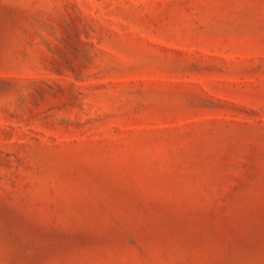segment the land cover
I'll list each match as a JSON object with an SVG mask.
<instances>
[{"label":"rangeland","instance_id":"1","mask_svg":"<svg viewBox=\"0 0 264 264\" xmlns=\"http://www.w3.org/2000/svg\"><path fill=\"white\" fill-rule=\"evenodd\" d=\"M0 264H264V0H0Z\"/></svg>","mask_w":264,"mask_h":264}]
</instances>
